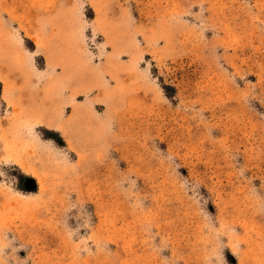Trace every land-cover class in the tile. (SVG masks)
Returning a JSON list of instances; mask_svg holds the SVG:
<instances>
[{
	"label": "rangeland",
	"instance_id": "1",
	"mask_svg": "<svg viewBox=\"0 0 264 264\" xmlns=\"http://www.w3.org/2000/svg\"><path fill=\"white\" fill-rule=\"evenodd\" d=\"M0 264H264V0H0Z\"/></svg>",
	"mask_w": 264,
	"mask_h": 264
}]
</instances>
